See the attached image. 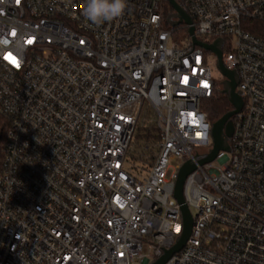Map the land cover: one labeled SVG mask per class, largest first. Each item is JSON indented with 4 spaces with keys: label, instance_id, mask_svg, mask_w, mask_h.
Segmentation results:
<instances>
[{
    "label": "built area",
    "instance_id": "2783aa9c",
    "mask_svg": "<svg viewBox=\"0 0 264 264\" xmlns=\"http://www.w3.org/2000/svg\"><path fill=\"white\" fill-rule=\"evenodd\" d=\"M86 3L0 0V264L152 263L183 232L174 189L188 160L192 231L164 264H264V0H181L192 23L178 26L168 0H126L98 25ZM256 22L262 35L247 28ZM190 26L223 41L243 99L230 150L205 164L195 159L213 147L203 106L223 85ZM145 102L157 139L128 167ZM171 158L181 163L168 173Z\"/></svg>",
    "mask_w": 264,
    "mask_h": 264
},
{
    "label": "water",
    "instance_id": "95a60500",
    "mask_svg": "<svg viewBox=\"0 0 264 264\" xmlns=\"http://www.w3.org/2000/svg\"><path fill=\"white\" fill-rule=\"evenodd\" d=\"M169 4L174 9V13L168 16V21L172 26H178L180 24H191L192 20L185 9L176 0H168ZM176 18V19H174ZM188 33L192 36L193 43L195 45L201 46L206 50H210L217 56V67L225 77L223 81V93H226L229 100L233 106V109L222 116L219 120L212 124L211 137L213 140V147L210 151L204 155L195 156L198 164H205L212 162L220 150H230L228 144V138L232 135L234 126L232 122V117L239 113L243 107V99L241 93L237 91L238 76L233 70H228L222 62V40L218 39L214 43L208 44L197 39L194 34V28L189 27ZM196 168V163L193 160L186 161L179 171L175 189L174 198L181 204V212L183 218V232L178 236L177 242L174 246L167 249L160 257L150 264H164L170 257L175 253L179 252L187 242L193 226V216L192 213L185 204V199L183 195L184 182L189 173H191ZM148 260H145L143 264H147Z\"/></svg>",
    "mask_w": 264,
    "mask_h": 264
},
{
    "label": "rangeland",
    "instance_id": "374dc122",
    "mask_svg": "<svg viewBox=\"0 0 264 264\" xmlns=\"http://www.w3.org/2000/svg\"><path fill=\"white\" fill-rule=\"evenodd\" d=\"M183 30L178 29L175 31L174 38L177 41H181L184 39V36L182 34ZM228 45L224 47V51L227 50ZM214 76L217 79L219 87H222L221 81H223L224 76H221V72L218 69H214ZM157 122V113L156 111L147 103L142 107V111L139 117L138 124L135 128V132L133 135V139L130 143L129 151L127 153V165L128 167L131 166H139L144 160L145 156L149 154V150L146 149V146L148 144L153 143V141H150L147 137L148 133H156L154 131L147 130L150 127H153V125H156ZM151 140V139H150ZM208 150V147H201L199 149L200 152H206ZM181 163V160L179 158H171L169 160V168L168 173H173L176 171V167ZM192 213H195L194 210H192ZM143 252L148 253L149 248L147 242L143 245Z\"/></svg>",
    "mask_w": 264,
    "mask_h": 264
},
{
    "label": "trees",
    "instance_id": "16d2710c",
    "mask_svg": "<svg viewBox=\"0 0 264 264\" xmlns=\"http://www.w3.org/2000/svg\"><path fill=\"white\" fill-rule=\"evenodd\" d=\"M179 3L181 0H176ZM165 12L166 15L168 16L169 14L174 12V9L172 6L168 3L165 7ZM263 25L259 23H254L253 27H247L248 30L255 34L262 35L263 33L261 32ZM223 88H220L217 90L215 95H213L211 98L206 100L204 102V110L207 112L209 119L214 123L217 120H219L222 116H224L226 113H228L230 110L233 109V106L229 100V97L226 93H223ZM9 126V122L7 121L6 118L3 116H0V149H3L4 147V140H5V135L7 132ZM147 130L149 131H154L156 133H148L147 137L150 138L148 139L150 141H154L157 139V127L156 125H153V127L148 128Z\"/></svg>",
    "mask_w": 264,
    "mask_h": 264
},
{
    "label": "clouds",
    "instance_id": "9594fccd",
    "mask_svg": "<svg viewBox=\"0 0 264 264\" xmlns=\"http://www.w3.org/2000/svg\"><path fill=\"white\" fill-rule=\"evenodd\" d=\"M126 0H87L84 15L93 24H102L123 15Z\"/></svg>",
    "mask_w": 264,
    "mask_h": 264
},
{
    "label": "snow or ice",
    "instance_id": "6c2138e0",
    "mask_svg": "<svg viewBox=\"0 0 264 264\" xmlns=\"http://www.w3.org/2000/svg\"><path fill=\"white\" fill-rule=\"evenodd\" d=\"M17 3H19V0H17ZM29 43H31V41H29ZM177 231H179V229H177Z\"/></svg>",
    "mask_w": 264,
    "mask_h": 264
}]
</instances>
